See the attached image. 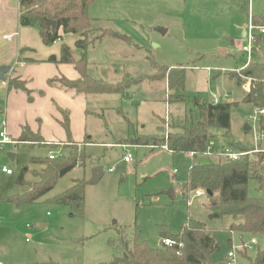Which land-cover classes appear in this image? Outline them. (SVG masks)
I'll return each mask as SVG.
<instances>
[{"label":"rangeland","instance_id":"obj_1","mask_svg":"<svg viewBox=\"0 0 264 264\" xmlns=\"http://www.w3.org/2000/svg\"><path fill=\"white\" fill-rule=\"evenodd\" d=\"M8 2L17 5V0ZM93 11L99 19L95 27L115 37L106 36L88 47L87 73L112 85L128 82L122 94L87 97L86 136L112 144L78 147L90 159L60 177L38 202L20 205L7 201L28 190L16 183L19 171L25 166L35 169L30 159L45 157L48 149L23 144L0 149V168L12 172L11 176L0 172V261L107 263L117 255L121 233L136 228L141 241L157 248L162 231L179 234L189 217L213 232L220 247L212 256L214 262L223 264L229 250L235 249L236 264H248L258 249H264V236L246 234L241 240L239 234L228 231L230 218L208 219L207 197L193 192L190 204L182 197L181 185L190 166L220 159L192 158L161 145L135 147L131 139L163 136L172 131V124L199 120V106L228 101L232 104L230 130L227 137L222 131L215 132L216 138L210 142L213 150L227 141L246 148L258 144V110L244 101L246 92L232 72L246 63L242 48L248 46V39L242 33L248 32L252 16H264V0H95ZM27 32L34 49L32 57L37 59L47 52L59 56L62 45L75 51L74 43L80 39L73 35L45 46L37 31ZM253 34L260 40L256 39L259 48L255 41L251 44L250 63L264 64V35L259 36L257 29ZM165 69L183 70V86L168 89V75L162 74ZM244 126L251 130L244 131ZM259 142L264 144V138ZM51 152L58 157L68 150L64 144ZM8 154L15 155V160ZM126 154L131 155L128 163L123 160ZM97 166H102L103 175L91 183V171ZM25 178L33 180L29 174ZM75 181L87 182L82 216L53 201ZM259 185L256 179L249 180L250 197L264 199V185L260 189Z\"/></svg>","mask_w":264,"mask_h":264},{"label":"trees","instance_id":"obj_2","mask_svg":"<svg viewBox=\"0 0 264 264\" xmlns=\"http://www.w3.org/2000/svg\"><path fill=\"white\" fill-rule=\"evenodd\" d=\"M94 2L95 0H18V24L20 27L37 30L45 46H51L66 36L78 35L80 38L74 44L78 52L77 60L73 58V52L66 45L61 46L58 59L50 56L47 60L54 64L73 65L80 78L75 81L64 77L53 78L48 80V86L74 91L81 95L122 94L128 82L112 85L92 79L87 73L86 52L88 47L106 36L115 37V34L108 30L93 28L89 8ZM50 21L54 25L48 28L47 24ZM251 23L255 27H262L264 16H252ZM162 74L168 75V89L183 86V70L165 69ZM240 75L251 79L250 91L244 101L253 104L258 110H264V64L250 63L240 72ZM240 75L236 74L238 84H242ZM8 89L29 93L25 83L16 79L8 81ZM178 99L181 100V97ZM231 107V103L199 106V120L181 125L172 124L170 125L172 131L166 132L163 136H137L131 139V145L152 148L161 145L172 153L192 154V158L202 156L208 144L216 138L215 132L222 131L224 132L223 137H227L230 130ZM62 127L69 140L70 130L67 117L62 122ZM259 132L264 134V114L259 116ZM17 142L49 149L57 147L43 143L38 133L33 134L28 127L21 129ZM66 147L68 154L60 155L52 160L47 157L31 158L30 164L40 168L29 170L25 166L16 178L19 186L28 187L27 192L23 195L11 196L7 201L16 205L38 202L55 187L60 177L90 159V156L83 150H79L73 142L69 141ZM225 148L240 152L254 150V148H246L229 141L215 150ZM263 156L261 153H254L252 156H245L234 162L218 160L207 164L191 165L187 179L181 185L182 197L188 203L191 193L197 190L204 191L209 201L208 219L230 218L232 221L228 231L239 234L241 240L246 234L264 236V199L250 197L248 194L250 179H256L260 183L259 189L264 185ZM27 174L31 175L32 181L25 178ZM86 185L87 182L75 181L73 186L54 197L53 201L70 206L82 216ZM207 192L211 196H208ZM137 231L134 228L128 234L121 233L116 246L117 255L113 256L109 262L99 264H220L212 260V256L220 250L219 243L213 232L203 222L187 217L179 234L170 235L162 231L160 241L169 238L175 242L172 247L160 244L157 248H151L145 241L140 240ZM248 260V264H264V249H258L255 257ZM223 264H228V262L224 261Z\"/></svg>","mask_w":264,"mask_h":264},{"label":"crops","instance_id":"obj_3","mask_svg":"<svg viewBox=\"0 0 264 264\" xmlns=\"http://www.w3.org/2000/svg\"><path fill=\"white\" fill-rule=\"evenodd\" d=\"M93 9L94 3L89 8V16L92 19L93 28L106 30L95 27V22L97 23L99 19L94 17L95 15H92L94 12ZM18 14V0L16 6H10L8 0L0 1V67L11 66V71L7 75L6 81H0V129L4 128L7 135L16 142L21 135V129L23 127H28L33 134L38 133L43 143L53 144L57 147L63 146L64 144L68 146L69 141L73 142L78 147L88 145L92 147L110 146L112 143L94 141L90 136H86V118L90 112L87 97L91 95L76 94L74 91H65L47 85L48 80L53 78L64 77L68 80L75 81L80 78V75L71 64H54L47 62L50 56H55L58 59L60 53L58 56L56 53L47 52L43 58L39 59L32 57L34 49L28 40L29 35L27 31L37 30L20 27L18 24ZM162 31H164V34L166 33V30ZM7 37H10V40H7ZM66 37L69 38L70 36ZM242 37H245L244 32L242 33ZM71 51L74 55L78 53L76 50L74 51V49H71ZM241 63L242 62L239 64ZM232 73L238 74L237 70ZM233 77L237 81V77ZM12 79L24 82L26 89L31 94L28 96L22 91L8 89V81ZM221 103H228V101ZM66 117L70 130L69 140L62 128V122ZM250 130L251 128L249 131ZM20 144L31 148L38 146H29L27 143H17L15 146ZM256 146L264 149V144L262 142L258 141V144H255L254 148ZM38 147L44 148L42 146ZM44 149H48L45 155V157L48 158V154L52 149ZM66 149L68 150L67 147ZM187 155L191 157L189 154ZM15 158L16 156L12 154L11 161H14ZM37 167L40 168L39 166H35L36 170ZM29 170L32 169L29 168ZM0 264L4 263L0 261ZM8 264L53 263L10 262Z\"/></svg>","mask_w":264,"mask_h":264},{"label":"built area","instance_id":"obj_4","mask_svg":"<svg viewBox=\"0 0 264 264\" xmlns=\"http://www.w3.org/2000/svg\"><path fill=\"white\" fill-rule=\"evenodd\" d=\"M255 29H257L259 31V36L264 35V27H255L250 22L248 32L245 34L246 38L248 39V46H244L242 48V52L245 53L247 56L246 63L239 70H237V73L239 75H240V72L242 70H244L251 62V53L253 52V47L251 46L252 42L255 41L256 48H259V43L256 42L257 37L253 34V31ZM7 40H10V37H7ZM240 77L243 81V83H242L243 90L248 93L250 91L251 79L249 77H245L243 75H240ZM217 103L218 102H215L214 104H217ZM263 114H264V110H259L258 116H261ZM167 129H168V126L166 125V131H167ZM259 134H260V137L256 138V142H258L264 138V134H262L260 132H259ZM17 143L18 142H16L9 135H7L4 128L0 129V149L4 148L7 145H15ZM164 148L167 149L166 147H164ZM254 153H261L264 155V149H261L260 147L256 146L253 151H249V152H246V151L240 152V151H235V150H232L229 148H225L223 150H213V144L209 143L203 155L206 157H217L218 159H220L222 161L234 162V161L239 160L242 157L252 156ZM189 155L192 156V154H189ZM54 158H55V156L52 154V152H50L48 154V159L52 160ZM123 160L126 163L130 162L131 161V155L130 154L124 155ZM262 163L264 165V156L262 158ZM0 172L3 174H6V175L12 174L11 170H9L5 167L0 168ZM195 194L198 197L199 196H205V192L200 191V190L195 191ZM188 204H190V201H188ZM160 244L163 246H166V247H172L175 245V242L169 238H164L160 241ZM253 244H255L254 240L251 241V245H253ZM235 253H236L235 249L229 250V252L226 256V261L228 262V264H236Z\"/></svg>","mask_w":264,"mask_h":264},{"label":"water","instance_id":"obj_5","mask_svg":"<svg viewBox=\"0 0 264 264\" xmlns=\"http://www.w3.org/2000/svg\"><path fill=\"white\" fill-rule=\"evenodd\" d=\"M53 25H54V23L52 21H50V22H48L47 27L49 28V27H52ZM161 33L164 34V31L161 30ZM73 58L77 60L78 56L73 55ZM10 71H11V66L0 67V81L5 82L7 79V75L10 73ZM249 129L250 128L248 126H244V128H243V130L246 132L249 131ZM7 156L10 160H12V154H8ZM102 175H103L102 166H97V167L93 168L91 171L90 182L96 183L102 177ZM207 195L211 196V194L208 192H207Z\"/></svg>","mask_w":264,"mask_h":264}]
</instances>
